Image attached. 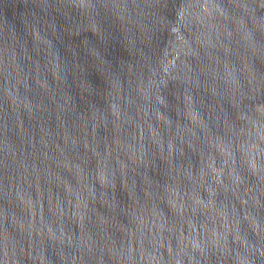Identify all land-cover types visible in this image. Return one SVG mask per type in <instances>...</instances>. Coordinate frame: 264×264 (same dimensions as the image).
Wrapping results in <instances>:
<instances>
[{"label":"water","instance_id":"water-1","mask_svg":"<svg viewBox=\"0 0 264 264\" xmlns=\"http://www.w3.org/2000/svg\"><path fill=\"white\" fill-rule=\"evenodd\" d=\"M0 264H264V0H0Z\"/></svg>","mask_w":264,"mask_h":264}]
</instances>
